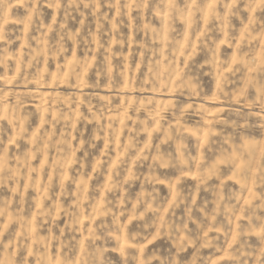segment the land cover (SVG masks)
Returning <instances> with one entry per match:
<instances>
[{
  "label": "rangeland",
  "instance_id": "374dc122",
  "mask_svg": "<svg viewBox=\"0 0 264 264\" xmlns=\"http://www.w3.org/2000/svg\"><path fill=\"white\" fill-rule=\"evenodd\" d=\"M0 264H264V0H0Z\"/></svg>",
  "mask_w": 264,
  "mask_h": 264
}]
</instances>
